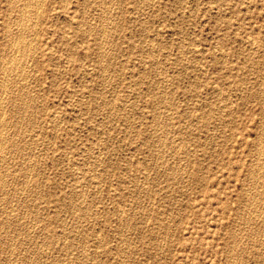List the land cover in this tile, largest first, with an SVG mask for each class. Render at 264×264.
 I'll list each match as a JSON object with an SVG mask.
<instances>
[{"label": "rangeland", "instance_id": "rangeland-1", "mask_svg": "<svg viewBox=\"0 0 264 264\" xmlns=\"http://www.w3.org/2000/svg\"><path fill=\"white\" fill-rule=\"evenodd\" d=\"M0 62V264H264V0H0Z\"/></svg>", "mask_w": 264, "mask_h": 264}, {"label": "bare ground", "instance_id": "bare-ground-1", "mask_svg": "<svg viewBox=\"0 0 264 264\" xmlns=\"http://www.w3.org/2000/svg\"><path fill=\"white\" fill-rule=\"evenodd\" d=\"M28 1H29V0H28ZM31 1H32V0H31ZM150 1H151V0H150ZM25 2H27V1H25ZM35 2H36V1H35ZM138 2H139V1H138ZM40 3H41V2H40ZM25 4H27V3H25ZM28 4H29V2H28ZM36 4H38V3L36 2ZM102 4H103V3H102ZM27 6H29V5H27ZM27 6L24 7V8L27 9V8H28ZM35 6H39V5H35ZM22 7H23V6H22ZM22 7H21V8H22ZM39 7H40V6H39ZM39 7H37V8L39 9ZM29 8H30V7H29ZM26 9H25V11H26ZM33 9H34V8H33ZM39 10H41V9H39ZM33 12H34V11H33ZM35 12H37V10H36ZM26 13H27V12H26ZM27 14H28V13H27ZM31 14H32V13H31ZM20 17H21V16H20ZM34 17H35V16H34ZM18 18H19V17H18ZM21 18H22V17H21ZM28 18H29V17H28ZM24 20H25V19H24ZM21 21H22V19H21ZM101 22H102V21H101ZM101 22H100V23H101ZM32 25H33V24H32ZM22 26H23V25H22ZM22 26H21V27H22ZM23 27H25V26H23ZM23 27H22V28H23ZM26 27H27V26H26ZM35 28H36V26H35ZM77 28H78V27H77ZM87 28H88V27H87ZM35 30H36V29H35ZM102 30H103V29H102ZM36 31H37V30H36ZM104 32H105V31H104ZM6 33H7V32H6ZM6 33H5V34H6ZM35 33H36V32H35ZM18 34H19V33H18ZM36 34H37V33H36ZM32 35H33V34H32ZM10 37H11V36H10ZM16 39H17V37H16ZM22 39H23V38H22ZM34 39H35V38H34ZM251 39H252V38H251ZM18 40H19V39H18ZM18 40H17V43L15 42L17 45H19V44H18V43H19ZM21 41H22V40H21ZM23 42H24V41H22V43H23ZM10 43H11V42H10ZM25 43H27V42H25ZM21 46H22V45H21ZM17 47H18V46H17ZM253 48H254V47H253ZM27 49H28V48H27ZM154 49H155V48H154ZM197 49H198V48H197ZM34 50H35V48H34ZM3 51H4V50H3ZM26 52H27V51H26ZM34 52H35V51H34ZM26 54H27V53H25V55H26ZM109 54H110V53H109ZM102 58H103V57H102ZM11 59H14V58H11ZM11 59H10V60H11ZM16 59H17V58H16ZM18 59H19V58H18ZM24 59H25V58H24ZM1 61H2V60H1ZM14 61H15V60H14ZM18 61H19V60H18ZM16 62H17V61H16ZM21 62H22V61H21ZM0 63H1V62H0ZM11 64H12V63H11ZM13 64H14V63H13ZM22 64H23V63H22ZM199 65H200V64H199ZM12 71H13V70H12ZM20 72H21V71H20ZM4 77H5V76H4ZM4 77H3V78H4ZM26 77H27V76H26ZM3 83H4V82H3ZM0 84H1V83H0ZM260 84H261V83H260ZM7 86H8V85H7ZM21 86H22V85H21ZM2 87H4V86H2ZM26 88H27V87H26ZM218 89H219V88H218ZM4 91H5V89H4ZM218 92H219V91H218ZM172 93H173V92H172ZM33 95H34V94H33ZM2 96H4V93H3ZM22 97H23V96H22ZM21 99H22V98H21ZM104 99H105V98H104ZM14 100H15V99H14ZM7 101H8V100H7ZM0 102H1V101H0ZM1 104H2V103H1ZM159 105H160V104H159ZM5 106H6V105H5ZM5 106H4V107H5ZM116 106H117V105H116ZM1 108H2V107H1ZM135 108H136V107H135ZM44 110H45V109H44ZM2 111H3V110H2ZM32 111H33V110H32ZM164 111H165V110H164ZM122 113H123V112H122ZM172 117H173V116H172ZM7 118H8V117H7ZM1 119H2V118H1ZM1 119H0V121H1ZM14 119H15V118H14ZM161 120H162V119H161ZM196 120H197V119H196ZM2 122L4 123V122H6V121H2ZM2 122H1V123H2ZM3 123H2V124H3ZM0 127H1V126H0ZM2 127H3V125H2ZM29 127H30V126H29ZM33 128H34V127H33ZM40 128H41V127H40ZM1 129H2V128H1ZM160 129H161V128H160ZM168 129H169V128H168ZM20 131H21V130H20ZM2 132H3V131H1V133H2ZM160 132H161V131H160ZM164 132H165V131H164ZM260 133H261V132H260ZM27 134H28V133H27ZM1 135H2V134H1ZM259 135H260V134H259ZM157 136H158V135H157ZM3 137H4V136H3ZM3 137H2V138H3ZM176 138H177V137H176ZM4 139H5V138H4ZM0 140H1V139H0ZM167 141H168V140H167ZM160 144H161V143H160ZM1 145H2V144H1ZM32 145H33V144H32ZM26 147H27V146H26ZM164 147H165V146H164ZM165 148H166V147H165ZM190 148H191V147H190ZM5 149H6V148H5ZM3 151H4V150H3ZM36 151H37V150H36ZM158 152H159V151H158ZM163 152H164V151H163ZM36 153H37V152H36ZM262 153H263V152H262ZM262 153H261V154H262ZM23 154H24V153H23ZM161 154H162V153H161ZM8 157H9V156H8ZM258 157H259V156H258ZM12 158H13V157H12ZM22 159H23V158H22ZM33 162H34V161H33ZM147 162H148V161H147ZM30 165H31V164H30ZM184 167H185V166H184ZM5 170H6V169H5ZM5 170H4V171H5ZM28 171H29V170H28ZM257 171H258V170H257ZM257 171H256V172H257ZM261 172H262V171H261ZM261 172H260V173H261ZM167 173H168V172H167ZM8 174H9V173H8ZM90 174H91V173H90ZM147 174H148V173H147ZM28 177H29V176H28ZM254 177H255V176H254ZM260 177H261V176H260ZM6 179H7V178H6ZM4 181H5V180H4ZM153 181H154V180H153ZM98 183H99V182H98ZM3 185H4V184H3ZM21 188H22V187H21ZM21 193H22V192H21ZM18 194H20V193H18ZM25 196H26V195H25ZM245 203H246V202H245ZM79 204H80V203H79ZM262 206H263V205H262ZM254 209H255V208H254ZM2 210H3V209H2ZM25 214H26V213H25ZM37 215H38V214H37ZM40 215H41V214H40ZM246 216H247V215H246ZM145 217H146V216H145ZM250 219H251V218H250ZM250 219H249V221H250ZM263 219H264V218H263ZM245 222H246V221H245ZM250 222H251V221H250ZM262 222H263V221H262ZM38 232H39V231H38ZM167 232H168V231H167ZM263 234H264V233H263ZM14 236H15V235H14ZM126 236H127V235H126ZM233 236H234V235H233ZM120 238H121V237H120ZM18 240H19V239H18ZM101 240H102V239H101ZM120 240H121V239H120ZM240 240H241V238H240ZM13 241H14V240H13ZM36 242H37V241H36ZM162 243H163V242H162ZM237 243H238V242H237ZM237 243H236V244H237ZM124 246H125V245H124ZM231 246H232V245H231ZM251 248H252V247H251ZM135 249H136V248H135ZM9 253H10V252H9ZM5 254H6V253H5ZM238 257H239V256H238ZM131 258H132V257H131ZM13 260H14V259H13ZM123 260H124V259H123ZM129 262H130V261H129ZM121 263H122V262H121Z\"/></svg>", "mask_w": 264, "mask_h": 264}]
</instances>
